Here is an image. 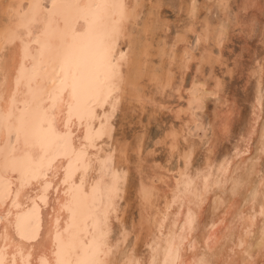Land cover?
I'll list each match as a JSON object with an SVG mask.
<instances>
[{"label":"bare ground","instance_id":"bare-ground-1","mask_svg":"<svg viewBox=\"0 0 264 264\" xmlns=\"http://www.w3.org/2000/svg\"><path fill=\"white\" fill-rule=\"evenodd\" d=\"M44 2L0 0V264H264V175L257 178L254 163H248L242 179L236 175L252 155L231 167L223 160L213 177L206 171L211 167L208 156L203 170L192 175L196 142L181 144L184 126L195 120L191 112L190 119L168 127L162 138L183 165L175 174L170 167L166 170L164 161L160 173L154 174L165 181L164 188L147 176L136 189L140 214L131 227L138 231V241L143 236L146 254L140 253L137 241L126 246L131 230L119 202L124 198L126 206L133 203L126 197L130 183L125 180L131 174L125 177L119 159L127 149L112 153L116 167L104 202L101 170L111 152L105 145L115 136L108 91H115V106L128 96L142 105L147 101L136 80L144 77L151 44L143 46L140 58L124 60L119 55L115 60L119 40L129 36L133 42L129 20L138 16L140 0H52L48 6ZM133 67L138 73L130 80ZM165 77L155 87L173 82L170 74ZM189 98L203 97L197 92ZM180 112L175 111L177 119ZM262 132L258 149L264 148ZM213 135L217 137L215 131ZM165 176L171 178L169 183ZM239 181L247 183L243 198L235 192ZM208 200L221 214L198 234Z\"/></svg>","mask_w":264,"mask_h":264},{"label":"rangeland","instance_id":"rangeland-1","mask_svg":"<svg viewBox=\"0 0 264 264\" xmlns=\"http://www.w3.org/2000/svg\"><path fill=\"white\" fill-rule=\"evenodd\" d=\"M44 1L48 6L52 0ZM139 6L140 11L138 16L136 18L131 17L132 19L130 18L129 20L130 27L132 28L131 32H133V42L130 41L129 36L122 37L116 47L115 60L119 58V55L124 60L126 58L135 59L139 55L141 57L147 43L151 44H149L151 47L150 54L154 55L152 56L151 54L149 56L151 58L145 63L141 73V75L144 74L145 79L143 76H140L144 81L140 77L138 78L139 80H136L138 85L141 83L139 90L147 97V101L145 105H142L140 101V103L137 100H134L135 102L131 101L128 96V98L126 97L127 99L121 100V102L118 100L117 104L119 105L115 106V91L111 88L108 91L110 103L111 99L113 101L107 105L110 107V121L111 123L114 122L112 125L115 127V131L113 127L112 131L114 134L112 136L115 135L116 137H110L108 143H106L108 146L105 145L104 148L106 152L109 150L111 152H108L109 157L105 162L106 166L104 165L101 170L104 177L101 187L105 188V191L101 188V200L102 202L107 200V186L110 184L109 180L113 177L112 175L116 167L114 155L118 153L117 149L120 148L122 150L126 148L127 155L119 159L123 163H119V167L122 171L125 170V177H127L128 173L131 174L127 178L128 181L125 180L128 182L127 185L130 183V187L126 186V184L125 186L128 192L126 197L128 196L133 203L130 207L129 205L126 206V200L123 198L119 202V209H125L124 219H126V216L128 217L126 219L128 220L127 228L131 230V235H129L126 246L137 241V244L141 248L140 253L144 255L146 254L145 248L147 246L142 241L143 236L140 238L141 242L138 241L136 237L138 231L136 228L131 227L132 222L137 221L140 214L136 206V189L141 179H147V176L149 178L152 177L157 186L164 188L165 181L159 176H154V174L157 175V172L160 173L159 165L164 161L163 166H166V168L170 167L175 174L177 173V169L183 165V159L181 161L178 153L172 156L169 146L162 141V138L172 126L178 127L183 119H190V114L192 113L195 116V120L189 122V127L184 126L187 135L184 133V137L181 139L182 145H187V141H194L197 145V152L195 151V154H193L192 166L190 165L192 175L198 174L201 169L203 170L208 156L211 160V167L208 170H206L207 168L204 170L208 171L207 174L210 172L211 177L216 174L218 164L223 160H226L227 163L229 162L231 167L233 162L235 163L237 160L239 162L241 159L249 156H253L254 158H248L247 164L245 162L244 164L246 165L240 167L236 171V175H240L242 179L243 172L246 171L247 173L248 171V163H254L255 169L258 171L257 178L264 175V148L258 149L261 132L262 130L264 131V0H140ZM144 19H148L146 20L147 23ZM151 35L154 38H152L153 40H150ZM130 42L131 44H129ZM132 44H135L134 46L137 49ZM135 50H138L136 51L137 54ZM129 55L134 56L131 57ZM177 55L178 58L176 57ZM164 57L166 60H164ZM179 59L184 64H181L180 62L182 61ZM152 62L153 65L150 66ZM148 63L154 70L146 65ZM145 66L148 67L146 68ZM159 67H162L161 69L165 71L164 76H162L163 70ZM166 67H170L171 71L170 68L166 70ZM130 70H132L129 72L131 74L129 75V79L131 80L135 78L134 75H137L134 73L138 72H136L137 68L135 67ZM148 72H151L150 78ZM169 74L174 77V84L171 81L170 86L167 85L162 88L156 86L157 89L155 87L157 82L164 83L167 78L165 76ZM159 78L160 81L158 80ZM150 81H153V86ZM147 85L149 86L148 89L145 87ZM110 92L111 95L109 94ZM197 92L202 93L203 98H200L201 100H190L189 95H196ZM123 95H126V93ZM126 100L129 101L126 102ZM130 101L134 102V104ZM158 102H161L162 106H157V108L155 106ZM131 104L134 105L133 109L131 108ZM188 105H190V109L186 111V106ZM121 106H125V108L122 109ZM115 107H118L117 111ZM183 107L185 110H183ZM178 109L182 112V116H179L180 120L175 117V111ZM184 111L187 113L185 112L184 114ZM188 112L191 113L189 114ZM111 113H115L114 115L116 116ZM214 131L217 133L216 138L213 135ZM142 136L144 137L143 139L140 138ZM120 142L123 143L119 144ZM212 142L215 143L213 147H211ZM211 148H214V150ZM113 149H116V151L113 152ZM207 149L211 150V155ZM141 164L143 166L139 168ZM168 168L166 170H169ZM105 169H107L106 174ZM164 178L167 179L166 183L171 181V178L168 176ZM238 183L236 185L239 186L235 189V192L240 195L236 196L243 198L247 193H244L247 183L246 181L244 183L243 181H239ZM238 191L239 193H237ZM206 202V205L204 204L203 207V210H205L204 214H202L203 222L197 230L199 233L196 231L198 234L209 229V226H207L208 222L211 219H216L215 217L221 214L219 210V212L213 211L212 202L209 200ZM124 205L126 206L125 208ZM119 228V226L116 227V233L119 232Z\"/></svg>","mask_w":264,"mask_h":264}]
</instances>
